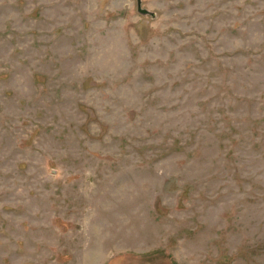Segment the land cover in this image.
Here are the masks:
<instances>
[{"label": "rangeland", "instance_id": "374dc122", "mask_svg": "<svg viewBox=\"0 0 264 264\" xmlns=\"http://www.w3.org/2000/svg\"><path fill=\"white\" fill-rule=\"evenodd\" d=\"M0 264H264V0H0Z\"/></svg>", "mask_w": 264, "mask_h": 264}]
</instances>
